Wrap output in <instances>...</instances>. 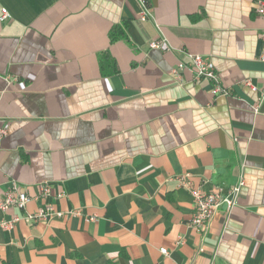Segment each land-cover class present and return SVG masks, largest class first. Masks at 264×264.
Masks as SVG:
<instances>
[{
    "label": "crops",
    "instance_id": "1",
    "mask_svg": "<svg viewBox=\"0 0 264 264\" xmlns=\"http://www.w3.org/2000/svg\"><path fill=\"white\" fill-rule=\"evenodd\" d=\"M256 3L147 0L143 21L139 0H0V198L14 182L31 196L48 183L66 213L28 221L37 199L0 210L21 217L0 227V264H264ZM186 53L210 57L230 94L175 76ZM184 174L205 192L243 175L238 205L196 230Z\"/></svg>",
    "mask_w": 264,
    "mask_h": 264
},
{
    "label": "built area",
    "instance_id": "2",
    "mask_svg": "<svg viewBox=\"0 0 264 264\" xmlns=\"http://www.w3.org/2000/svg\"><path fill=\"white\" fill-rule=\"evenodd\" d=\"M141 4V20L145 21L150 19L152 16L151 10L147 5V0H139ZM257 14L264 20V0H257ZM1 20H5L9 15L7 9L2 10ZM166 38L154 39L151 41L150 47L162 48L165 44ZM188 69L192 72L194 79H207L211 82V92L215 97L224 96L229 93V89L223 83L216 65L213 60L209 57L199 54V53H186V59L180 60L175 68H173V74L175 76H180L183 70ZM246 85L252 88L255 86L247 81ZM261 94L258 98V102L254 104L255 111H258L259 104L264 100V88L260 91ZM8 133V130L4 126H0V140L4 138ZM188 174L180 176L177 178L179 181V186L185 187L191 195H193V206L194 214L190 220V224L198 231H202L208 225V222L212 220L214 215L220 211L225 210L227 212L234 209L239 203V198L242 194V189L245 185V179L243 175L239 178L240 180L231 185H217L213 191L205 192L200 188L193 186L191 181L188 180ZM51 185L48 183H43L41 185V190L36 196H31L28 193L27 186L19 185L18 183H13L11 188L4 192L2 198H0V210L6 211L12 206L25 209L27 203L32 199L42 200L43 202L33 213L27 212L25 219L28 221H43L49 223L50 221L56 219L57 217H62L66 215L65 212L60 210L56 203L47 200V197L51 195ZM64 193L61 192L58 196H63ZM73 212V211H71ZM21 217L16 216L12 221L1 220V228H11L13 223L18 221ZM162 254H169L167 248H161Z\"/></svg>",
    "mask_w": 264,
    "mask_h": 264
},
{
    "label": "trees",
    "instance_id": "3",
    "mask_svg": "<svg viewBox=\"0 0 264 264\" xmlns=\"http://www.w3.org/2000/svg\"><path fill=\"white\" fill-rule=\"evenodd\" d=\"M123 35V32L121 33L119 30H115V31H112L110 33V38L112 41H115V40H118L119 38H121Z\"/></svg>",
    "mask_w": 264,
    "mask_h": 264
}]
</instances>
